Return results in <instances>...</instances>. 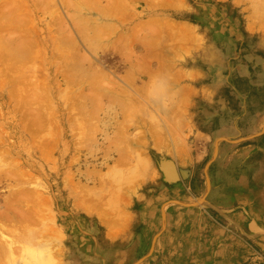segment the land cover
<instances>
[{
	"label": "rangeland",
	"instance_id": "obj_1",
	"mask_svg": "<svg viewBox=\"0 0 264 264\" xmlns=\"http://www.w3.org/2000/svg\"><path fill=\"white\" fill-rule=\"evenodd\" d=\"M8 1L1 264H264V0Z\"/></svg>",
	"mask_w": 264,
	"mask_h": 264
},
{
	"label": "bare ground",
	"instance_id": "obj_2",
	"mask_svg": "<svg viewBox=\"0 0 264 264\" xmlns=\"http://www.w3.org/2000/svg\"><path fill=\"white\" fill-rule=\"evenodd\" d=\"M6 1H7V0H6ZM38 1H41V0H29V4L31 3L30 6H31V5L36 6L37 3H38ZM52 1H54V0H45L44 5H47V3H49V5H51L50 3H51ZM66 1H67V0H66ZM68 1H69V0H68ZM77 1H78L77 6L74 5L73 3H72V4L75 6L76 9H77V7H78V9L76 10L77 12L79 11L78 14H79L80 11H81V10H79V9H85V8H86L85 10L89 9V8H88V3H89V1H91V5H89V7L91 8V6L93 5V4H92V3H93L92 0H76V2H77ZM93 1H94V0H93ZM97 1H99V0H97ZM107 1H108V0H107ZM113 1H115V0H113ZM8 2H9V1H8ZM8 2H7V3H8ZM10 2H11V0H10ZM10 2H9V3H10ZM12 2H13L12 6L15 5V4H14V1H12ZM12 2H11V3H12ZM16 2H17V1H16ZM18 2H19V1H18ZM18 2H17V3H18ZM20 2H22V1H20ZM76 2H74V3H76ZM122 2H123V1H122ZM2 3H3V2H2ZM2 3H1V4H2ZM39 3H40V2H39ZM99 3H100V1H99ZM106 3H107V2H106ZM118 3H120V2H118ZM41 4H42V3H41ZM65 4H66V3H65ZM68 4H69V3H68ZM89 4H90V3H89ZM108 4H109V3H108ZM114 4H115V2H114ZM114 4H113V5H114ZM116 4H117V2H116ZM116 4H115V6H116ZM10 5H11V4H10ZM22 5H24V4H22ZM22 5H21V8H22ZM38 5H40V4H38ZM38 5H37V6H38ZM44 5H43V6H44ZM69 5H70V4H69ZM73 5H72V7L74 8ZM98 5H99L100 7H97V9H98V8H101V5H102V4L100 3V4H98ZM104 5H106V4H104ZM104 5H103V6H104ZM66 6H68V5L66 4ZM14 7H16V5H15ZM14 7H12V8H14ZM17 7H18L17 9L19 10V6H18V5H17ZM41 7H42V6H41ZM45 7H47V6H45ZM92 7H94V6H92ZM107 7H108V6H106V8H107ZM113 7H114V6H113ZM127 7H129V6L127 5ZM12 8L10 7V9H12ZM51 8H52V7H51ZM75 8H74V9H75ZM42 9H43V8H42ZM42 9H41V10H42ZM46 9H47V8H46ZM91 9H92V8H91ZM91 9H90V10H91ZM102 9H103V8H102ZM113 9H114V8H113ZM113 9L110 8V10H113ZM116 9H117V8H116ZM116 9H115V10H116ZM126 9H127V8H126ZM126 9H125V10H126ZM1 10H2V9H1ZM14 10H15V8H14ZM23 10H24V9H23ZM39 10H40V9H39ZM85 10H82V11H85ZM99 10H101V9H99ZM99 10H98V11H99ZM115 10H113V11H115ZM118 10H119V9H118ZM5 11H6V10H5ZM11 11H13V10H10V12H11ZM87 11H88V10H87ZM91 11H92V10H91ZM91 11H90V12H91ZM104 11H105V9H104ZM104 11H103V12H104ZM2 12H3V11H2ZM13 12L15 13V11H13ZM16 12H17V11H16ZM20 12H21V10H20ZM23 12H24V11H23ZM74 12H75V10H74ZM77 12H76V13H77ZM105 12H106V11H105ZM119 12H120V11H119ZM29 13H30V12H29ZM106 13H107V12H106ZM110 13H111V12H110ZM113 13H114V12H113ZM122 13H124V12H122ZM10 14H11V13H10ZM71 14H72V13H71ZM80 14H81V13H80ZM80 14H79V15H80ZM7 15H8V14H7ZM19 15H20V14H19ZM4 16H5V15H4ZM55 16H56V15H55ZM59 16H60V14H59ZM76 16H77V14H75L73 18L75 19ZM101 16H102V15H101ZM26 17H27V16H26ZM69 17H70V16H69ZM89 17H90V16H89ZM2 18H3V17H2ZM9 18H10V16H9ZM71 18H72V17H71ZM84 18H85V17H84ZM57 19H58V18H57ZM79 19H80V18H79ZM79 19H77V20H79ZM3 20H4V19H3ZM19 20H21V19H19ZM59 20H60V19H59ZM77 20H76V21H77ZM85 20H87V18H85ZM7 21H9V20H7ZM7 21H6V22H7ZM79 21H80V22H77V23H78V26L81 27V29H80V28H78V29H80V31H81V30L86 31V30L88 29L87 24L80 25V24H81V19H80ZM82 21H83V19H82ZM11 22H12V21H11ZM21 22H22V21H21ZM21 22H20V23H21ZM28 22H29V21H28ZM51 22H52V21H51ZM60 22H61V20H60ZM87 22H88V21H87ZM79 23H80V24H79ZM84 23H85V22H84ZM17 24H18V22H17ZM112 24H113V22H112ZM5 25H6V24H5ZM9 25H10V24H9ZM13 25H14V24H13ZM52 25H53V24H52ZM66 25H67V24H66ZM85 25H86V26H85ZM100 25H101V24H99V28H101ZM55 26H56V25H55ZM102 26H105V27H106L107 25H103V24H102ZM109 26H111V25H109ZM16 27H17V26H16ZM19 27H20V26H19ZM111 27H112V26H111ZM111 27H110V28H111ZM51 28H52V27H51ZM67 28H68V27H67ZM89 28H91V27L89 26ZM112 28H113V27H112ZM11 29H12V28H11ZM34 29H35V28H34ZM49 29H50V28H49ZM94 29H95V27H94ZM113 29H114V28H113ZM134 29H135V28H134ZM5 30H6V29H5ZM75 30H76V29H75ZM110 30H111V29H110ZM27 31H28V30H27ZM84 31H83V32H84ZM91 31H92V30H91ZM93 31H94V30H93ZM95 31H96V30H95ZM97 31H98V30H97ZM131 31H132V29H131ZM70 32H71V31H70ZM81 32H82V31H81ZM86 32H87V31H86ZM86 32H85V34H87ZM111 32H112V31H111ZM5 33H6V31H5ZM28 33H29V32H28ZM57 34H58V33H57ZM70 34H71V33H70ZM85 34H84V35H85ZM103 34H104V33H103ZM135 34H136V33H135ZM87 35H88V34H87ZM94 35H95V34H94ZM96 35H97V34H96ZM96 35H95V36H96ZM70 36H71V35H70ZM90 36H91V35L89 34V37H90ZM98 36H99V38H101L100 36H102V35H101V34H100V35L98 34L96 37H98ZM103 36H104V35H103ZM132 36H133V35H132ZM135 36H136V35H135ZM0 37H1V36H0ZM96 37H95V38H96ZM107 37H108V36H107ZM51 38H52V36H51ZM63 38H64V37H63ZM108 38H109V37H108ZM131 38H132V37H131ZM0 39H1V38H0ZM23 39H24V38H23ZM60 39H61V38H60ZM68 39H69V38H68ZM82 39H83V38H82ZM90 39H91V38H90ZM92 39H93V38H92ZM119 39H120V38H119ZM2 40H3V38L1 39V41H2ZM4 40H5V39H4ZM27 40H28V39H27ZM72 40H73V39H72ZM72 40H71V41H72ZM93 40H94V39H93ZM93 40H91V41L93 42ZM128 40H129V39H128ZM7 41H8V40H7ZM63 41H64V40H63ZM96 41H97V40H95V42H96ZM125 41H126V40H125ZM131 41H132V40H131ZM2 42H4V41H2ZM58 42H59V41H58ZM64 42H65V41H64ZM87 42H88V41H87ZM87 42H86V43H87ZM92 42H90V44H91ZM115 42H116V41H115ZM7 43H8V42H7ZM60 43H61V42H60ZM60 43H59V44H60ZM68 43H69V41H68ZM31 44H32V43H31ZM66 44H67V43H66ZM71 44H73V43H71ZM92 44H93V43H92ZM97 44H98V43H97ZM116 44H117V43H116ZM118 44H119V43H118ZM122 45H123V44H122ZM3 46H4V45H3ZM55 46H56V45H55ZM94 46H95V45H94ZM94 46H93L92 48H94ZM124 46H125V44H124ZM30 47H31V46H30ZM35 47H36V46H35ZM0 48L2 49V47H0ZM5 48H6V47H5ZM28 48H29V46H28ZM60 48H61V47H60ZM60 48H59V49H60ZM120 48H121V47H120ZM32 49H33V48H32ZM94 49H95V48H94ZM123 49H124V48H123ZM130 49H131V47H130ZM2 50H3V49H2ZM15 50H17V49H15ZM72 50H73V49H72ZM96 50H97V49H96ZM22 51H23V50H22ZM61 51H62V49H61ZM124 51H125V50H124ZM18 52H19V51H18ZM70 52H71V51H70ZM90 52H91V51H90ZM130 52H131V51H130ZM130 52H128V54H132V53H130ZM26 53H27V51H26ZM93 53H94V52H93ZM5 54H6V53H5ZM18 54H19V53H18ZM71 54H72V53H71ZM6 55H7V54H6ZM9 55H10V54H9ZM27 55H28V53H27ZM32 55H33V54H32ZM79 56H80V55H79ZM57 57H58V56H57ZM7 58H9V57H7ZM74 58H75V57H74ZM80 58H81V57H80ZM2 59H3V58H2ZM9 59H10V58H9ZM57 59H59V57H58ZM69 59H70V58H69ZM88 59H89V58H88ZM34 60H35V59H34ZM53 60H54V59H53ZM70 60H71V59H70ZM74 60H76V58H75ZM78 60H79V59H78ZM78 60H77V61H78ZM4 61H5V60H4ZM4 61L2 60L1 63H3ZM87 61H88V60H87ZM75 62H76V61H74L73 63H75ZM78 62H79V61H78ZM7 63H8V62H7ZM9 63H10V62H9ZM75 64L77 65V63H75ZM10 65H11V64H10ZM17 65H18V64H17ZM72 65H74V64H72ZM76 65H75V66H76ZM79 65H80V64H79ZM82 65H83V64H82ZM13 66H14V65H13ZM70 66H71V65H70ZM70 66H69V67H70ZM83 67H84V66H83ZM89 67H90V66H89ZM8 68H10V66H9ZM11 68H12V66H11ZM65 68H66V67H65ZM71 68H72V67H70V70H71ZM68 69H69V68H68ZM2 70H3V69H2ZM9 70H11V69H8V71H9ZM16 70H17V69H16ZM61 70H62V69H61ZM63 70H64V69H63ZM65 70H66V69H65ZM72 70H73V69H72ZM75 70H76V69H75ZM79 70H80V69H79ZM83 70H84V68H83ZM92 70H93V69H92ZM3 71H4V70H3ZM77 71H78V70H77ZM87 71H88V70H87ZM12 72H13V71H12ZM43 72H44V71H43ZM73 72H74V71H73ZM78 72H79V71H78ZM83 72H85V71H83ZM91 72H92V71H91ZM91 72H90V73H91ZM94 72H95V71H94ZM2 73H3V72H2ZM74 73H76V72H74ZM80 73H81V72H80ZM87 73H88V72H87ZM87 73L85 74V76H88V75H89V74L87 75ZM4 74H5V73H4ZM93 74H94V73H92V76H93ZM10 75H11V74H10ZM13 75H14V73H13ZM13 75H12V76H13ZM69 75H70V74H69ZM76 75H77V73H76ZM82 75H84V73H83ZM5 76H6V75H5ZM61 76H62V75H61ZM65 76H66V75H65ZM73 76H74V75H73ZM89 76H90V75H89ZM92 76H90V77H92ZM94 76H97V75L95 74ZM101 76H103L104 78H102ZM101 76H100V77H99V76H98V77H94V78L92 77V78H93L94 80L97 79V78H100L101 80H102V79H107V78H105L104 75H101ZM81 77L83 78L84 76H81ZM81 77H80V78H81ZM69 78H70V77H69ZM82 78H81V79H82ZM85 78H86L87 81H88V78H87V77H85ZM85 78H83V79H85ZM8 79H9V78H8ZM26 79H27V78H26ZM72 79H73V78H72ZM90 79H91V78H90ZM100 79H99V81H101ZM108 80H109V79H108ZM0 81H1V80H0ZM15 81H16V80H15ZM80 81H81V80H80ZM87 81H86V82H87ZM89 81H91V80H89ZM89 81H88V82H89ZM102 81H105V80H102ZM111 81H112V80H111ZM22 82H23V81H22ZM72 82H73V81H71V84H72ZM17 83H18V82H17ZM28 83H29V82H28ZM42 83H43V82H42ZM68 83H69V82H68ZM77 83H78V82H77ZM22 84H23V83H22ZM24 84H25V83H24ZM31 84H32V83H31ZM43 84H44V83H43ZM69 84H70V83H69ZM109 84H111V83H109ZM37 85H38V84H37ZM77 85H78V84H77ZM91 85H92V84H91ZM94 85H95V84H94ZM94 85H93V86H94ZM24 86H25V85H24ZM28 86H29V85H28ZM41 86H42V85H41ZM78 86H79V85H78ZM96 86H97V85H96ZM2 87H3V85H2ZM31 87H32V86H31ZM89 87H90V86H89ZM17 88H18V87H17ZM71 88H72V87H71ZM95 88H96V87H95ZM111 88H113V87H111ZM25 89H26V88H25ZM37 89H38V88H37ZM42 89H43V88H42ZM91 89H92V88H91ZM96 89H97V88H96ZM11 90H12V89H11ZM17 90H18V89H17ZM68 90H69V89H68ZM105 90H106V89H105ZM115 90H116V89H115ZM46 91H48V90H46ZM71 91H72V89H71ZM108 91H109V90H108ZM108 91H106V93H105L104 96H106V95L108 96V95L111 94V93L108 92ZM15 92H16V91H15ZM23 92H24V89H23ZM38 92H39V91H38ZM90 92H91V91H90ZM97 92H98V91H97ZM97 92H96V91H95V92H92L94 95H95V93H96V96H97V94H98V98L95 96L97 99H95V97H94L93 94H92V96H93L92 99L97 100V101H95V105L98 104V105H96V107H97V106H101L102 103H103V101H104V99H103V98H104V96H103V93H104V92L101 94V96L99 95V92H98V93H97ZM107 92L110 93V94H107ZM111 92H112V91H111ZM83 93H84V92H83ZM117 93H119V92H118V91H117V92H113V94H115V95H116ZM16 94H17V93H16ZM46 94H47V93H46ZM48 94H49V93H48ZM11 95H13V94H11ZM17 95H18V94H17ZM47 96H48V95H47ZM92 96H91V97H92ZM99 96H100V97H99ZM110 96H111V98L114 97V95L112 96V94H111ZM37 97L39 98V96H37ZM43 97H44V96H43ZM108 97H109V96H108ZM115 97L118 98V96H115ZM116 98H113L112 101H114V99H116ZM23 99H24V98H23ZM44 99H46V98H44ZM46 100H47V99H46ZM79 100H80V99H79ZM75 101H76V100H75ZM36 102H37V101H36ZM90 102H91V101H90ZM74 103H75V102H74ZM76 103H77V102H76ZM50 104H51V103H50ZM39 105H40V104H39ZM47 105H48V104H47ZM71 105H72V103H71ZM48 106H49V105H48ZM50 107H51V106H50ZM76 107H78V106L76 105ZM38 108H39V107H38ZM42 108H43V107H42ZM42 108H41V110H42ZM74 108H75V107H74ZM83 108H84V107H83ZM94 108H95V107H94ZM101 108H102V107H101ZM109 108H111V107H109ZM25 109H26V108H25ZM44 109H45V106H44ZM53 109H54V108H53ZM69 109H70V108H69ZM78 109H79V108H78ZM91 110H93V109H91ZM110 110H111V109H110ZM38 111H39V110H38ZM53 111H54V110H53ZM53 111H52V112H53ZM75 111H76V110H75ZM78 111H79V110H78ZM88 111H89V110H88ZM99 111H100V109H99ZM67 112H69V111H67ZM42 113H43V112H42ZM44 113H45V112H44ZM70 113H72V112H70ZM90 113H91V112H90ZM39 114H40V112H39ZM88 114H89V113H88ZM26 115H27V114H26ZM42 115H43V114H42ZM46 115H47V114H46ZM54 115H55V114H54ZM72 115H73V114H72ZM79 115H80V114H79ZM90 115H91V114H90ZM38 116H39V115H38ZM40 116H41V115H40ZM44 116H45V115H44ZM52 116H53V115H52ZM30 117H31V116H30ZM41 117H43V116H41ZM41 117H40V118H41ZM54 117H55V116H54ZM74 117H75V116H74ZM86 117H87V116H86ZM95 118H96V117H95ZM30 119H31V118H30ZM55 119H56V118H55ZM94 121H95V120H94ZM29 122H30V121H29ZM41 122H42V120H41ZM49 123H50V122H49ZM49 123H48V124H49ZM83 123H84V122H83ZM83 123H82V124H83ZM89 123H90V122H89ZM27 124H28V123H27ZM54 124H55V122H54ZM37 125H38V124H37ZM41 125H42V124H41ZM43 125H45V124H43ZM87 125H88V124H87ZM32 126H33V124H32ZM35 126H36V125H35ZM83 126H84V124H83ZM37 127H38V126H37ZM37 127H36V128H37ZM84 128H85V127H84ZM38 129H39V128H38ZM41 129H42V128H41ZM45 129H46V127H45ZM54 129H55V128H54ZM85 131H86V130H85ZM29 132H30V130H29ZM36 132H37V130H36ZM86 132H87V131H86ZM88 133H89V132H88ZM50 136H51V135H50ZM53 136H54V135H53ZM89 138H90V137H89ZM35 141H36V140H35ZM37 143H38V142H37ZM55 143H56V142H55ZM38 146H39V145H38ZM40 147H42V145H41ZM46 147H47V146H46ZM54 147H55V146H54ZM48 148H49V147H48ZM44 150H45V147H44ZM46 150L48 151V149H46ZM51 150H52V149H51ZM51 150H50V151H51ZM2 152H3V151H2ZM48 152H49V151H48ZM5 153H6V152H5ZM41 153H42V152H41ZM45 154H46V153H45ZM135 154H136V153H135ZM138 154H139V153H138ZM53 157H54V156H53ZM136 157H137V156H136ZM48 158H49V157H48ZM51 159H52V158H51ZM137 159H138V158H137ZM146 159H147V158H146ZM146 159H145V160H146ZM139 160H140V159H139ZM145 160H143V162H144ZM46 161H47V160H46ZM146 161H147V160H146ZM148 161H149V159H148ZM145 164H147V162H146ZM16 166H17V165H16ZM146 168H147V167H146ZM11 170H12V169H11ZM8 171H9V170H8ZM14 171H15V170H14ZM13 173H15V172H13ZM16 173H17V172H16ZM19 174H20V173H19ZM27 174H28V173H27ZM7 175H8V174H7ZM16 177H17V176H16ZM20 177H21V176H20ZM9 179H10V177H9ZM12 179H13V178H12ZM15 191H16V190H15ZM27 191H29V190H27ZM30 191H31V190H30ZM24 192H25V191H24ZM33 192H34V191H32V193H33ZM35 192H37V191H35ZM22 193H23V192H22ZM25 193H26V192H25ZM38 193H39V192H38ZM83 194H84V193H83ZM15 195H16V194H15ZM26 195H27V194H26ZM30 196H31V195H30ZM34 196H35V195H34ZM34 196H32V197H34ZM36 196H37V195H36ZM13 197H14V196H13ZM91 197H92V196H91ZM19 198H20V197H19ZM37 198H38V197H37ZM35 199H36V197H35ZM38 199H39V198H38ZM95 199H96V198H95ZM100 199H101V198H100ZM10 200H11V199H10ZM30 200H31V198H30ZM96 200H98V199H96ZM102 200H104V199H102ZM25 201H26V200H25ZM36 201H37V199H36ZM98 201H101V200H98ZM90 202H91V201H90ZM92 202H93V201H92ZM102 202H103V201H102ZM29 203H30V202H29ZM34 203H35V205L37 206L36 202H34ZM37 203H38V201H37ZM41 203H42V202H41ZM114 203H115V202H114ZM44 204H45V203H44ZM88 204H89V203H88ZM100 204H101V202H100ZM5 205H6V204H5ZM38 205H39V207L37 206V207H38V210H39V208L42 209V208H41V207H42V206H41L42 204L39 203ZM89 205H90V204H89ZM107 205H108V204H107ZM8 206H9V205H8ZM33 206H34V204H33ZM112 206H113V205H112ZM27 207H28V206H27ZM98 207H99V206H98ZM98 207H95V208L98 209ZM5 208H7V207L5 206ZM14 208H16V207H14ZM28 208H30L31 210L33 209V208H31V207H28ZM100 208H101V207H100ZM102 208H103V206H102ZM17 209H18V208L14 209V210H17ZM86 209H87V207H86ZM92 209H94V208H92ZM34 210H35V209H34ZM42 210H43V212H44V210H46V209H42ZM11 211L14 212L12 209H11ZM32 211H33V210H32ZM36 211H37V210H36ZM36 211H33V212H34V217H35V219H33L34 217H32V218L30 217V218H29V216H26V217H25V216H22V218L25 217V218H26L25 221H27V219H28V222L32 221V222H33V223L31 222L32 224H36V225H37V224L40 223V222H38V221L41 220V219H43V217H41V216L39 215V212H38V211H37V212H38V215H37V212H36ZM39 211H41V210H39ZM18 212H19V211H18ZM28 212L30 213L31 211H29V209H28V211H27L26 213H28ZM50 212H51V211H50ZM10 213H11V212H10ZM41 213H42V212H41ZM17 214H18V213H17ZM23 214H25V213H23ZM43 214H44V213H42V215H43ZM101 214H102V212H101ZM105 214H108V213H105ZM112 214H113V213H112ZM2 215H3V213H2ZM7 215H8V214L4 215L5 218H6ZM27 215H30V214H27ZM48 216H49V215H48ZM7 217H8V216H7ZM14 217H15V216H14ZM19 217H21V216L19 215ZM40 217H41V218H40ZM19 219L21 220V218H19ZM46 219L48 220V218H46ZM46 219H45V221H46ZM105 219H106V218H105ZM107 219H108V218H107ZM14 220H15V219H14ZM33 220H34V221H33ZM43 220H44V219H43ZM4 221H5V220H4ZM18 221H19V220H18ZM25 221H24V222H25ZM107 221H108V220H107ZM109 221H110V220H109ZM10 222H13V220L10 221ZM21 222H22V221H21ZM41 222H43V221H41ZM8 223H9V222H8ZM26 223H27V222H25V224H26ZM43 223H44V222H43ZM115 223H116V222H115ZM5 224H6V223H5ZM22 224H23V222H22ZM27 224H28V223H27ZM32 224H31V225H32ZM40 224H41V223H40ZM40 224H39V225H40ZM45 224H46V223H44V225H45ZM28 225L30 226V223H29ZM39 225H38V226H39ZM42 225H43V224H42ZM52 225H53V224H52ZM6 226H7V225H6ZM21 226H22V225H21ZM23 226H24V224H23ZM23 226H22V227H23ZM25 226H26V225H25ZM33 226H34V225H33ZM15 227H16V226H15ZM39 227H40V226H39ZM45 227H46V229H45L43 226H42L40 229H39V228H36V227H31V228H34V229H35V232H30V231H29V233H30L29 236H30V237H31V235L33 236L34 233H36V234H42V233H44L43 230H47V229H48V231H47L45 234H47L48 236H50L51 234H53V230L55 229V228H53V226L50 227V225H48L49 228H47V226L45 225ZM24 228H26V230L28 231V229H27L28 227H27V226L24 227ZM42 228H43V230L40 231V233H39V230H41ZM56 228H57V227H56ZM15 229H17V228H15ZM20 229H21V228H20ZM29 229H30V228H29ZM37 229H39V230H37ZM4 230H5L4 227H3L2 225H0V237L2 236V237H1L2 239H4V238H5V235H6V234H5L6 231L4 232ZM13 230H14V229H13ZM32 230H33V229H32ZM32 230H31V231H32ZM57 230H59V229H57ZM11 231H12V230H11ZM16 231H17V230H16ZM37 231H38V232H37ZM55 231H56V229L54 230V232H55ZM59 231H60V230H59ZM3 232H4V233H3ZM12 232H13V231H12ZM23 232H25V231L23 230ZM7 233H9V232H7ZM27 233H28V232H27ZM27 233H26V234H27ZM32 233H33V234H32ZM56 233H57V232H56ZM60 233H61V232H60ZM62 233H63V232H62ZM9 234H10V233H9ZM26 234H25V235H26ZM36 234H35V235H36ZM15 235H16V234H15ZM22 235H23V234H22ZM53 235H54V234H53ZM38 236H39V235H38ZM38 236H35V237H38ZM42 236H43V235H42ZM42 236H41V237H42ZM45 236H46V235H45ZM17 237H19V236H17ZM26 237H27V236H26ZM35 237L33 236V238H35ZM51 237H53V236L51 235L50 238H51ZM54 237H55V236H54ZM20 238H21V237H20ZM20 238H19V239H20ZM22 238H24V237H22ZM27 238H28V237H27ZM38 238H39V237H38ZM46 238H47V237H46ZM60 238H61V237H60ZM52 239H53V238H52ZM56 239H57V238H56ZM56 239H54V240H56ZM11 240H12V237H11ZM17 240H18V239H17ZM29 240H33V239H32V238H31V239L29 238ZM47 240H48V238H47ZM58 240H59V239H58ZM33 241L35 242L36 240L34 239ZM42 241H43V240H42ZM3 242H4V241H3ZM3 242H2V243H3ZM14 242H15V240H14ZM21 242H22V241H21ZM19 243H20V242H19ZM27 243H28V241H27ZM29 243L31 244L30 241H29ZM37 243L39 244V243H40V240H39V242H37ZM5 244H6V243H5ZM14 245H15V244H14ZM34 245H35V243H34ZM47 246H48V245H47ZM11 247H12V246H11ZM14 247H15V246H14ZM14 247H13V248H14ZM36 247H37V245H36ZM4 248H5V247H4ZM52 250H53V249H52ZM1 251H2V250H1V248H0V259L2 258L1 256H4V255H2V254H4V253H3L4 249H3L2 252H1ZM30 251H31V250H30ZM54 251H55V250H54ZM1 253H2V254H1ZM13 253H14V252H13ZM51 253H53V252L50 250V248L46 249V252H45L44 255H43V256H45L44 258L46 259V260H45L46 263L49 262V264H52V260L55 259V258H53V256H52ZM32 255H33V254H32ZM55 255H56V254H55ZM5 257H6V256H5ZM5 257H4V258H5ZM4 258H3V260H4ZM58 259H59V258H58ZM1 262H2V260H1ZM1 262H0V264H1ZM55 262H56V261H55ZM55 262H53V263H55ZM42 264H44V263H42ZM55 264H56V263H55Z\"/></svg>",
	"mask_w": 264,
	"mask_h": 264
},
{
	"label": "crops",
	"instance_id": "obj_3",
	"mask_svg": "<svg viewBox=\"0 0 264 264\" xmlns=\"http://www.w3.org/2000/svg\"><path fill=\"white\" fill-rule=\"evenodd\" d=\"M41 3H44V1H41ZM36 7L38 8V6H36ZM253 222H254V221H253ZM253 222H252V221H248V222H247L249 228L252 227L251 225H252ZM261 247H263V246H261Z\"/></svg>",
	"mask_w": 264,
	"mask_h": 264
}]
</instances>
